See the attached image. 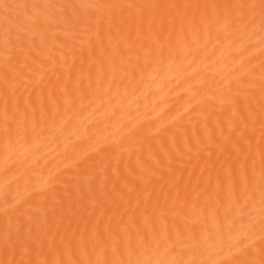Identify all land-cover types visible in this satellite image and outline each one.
I'll return each instance as SVG.
<instances>
[{
  "label": "bare ground",
  "instance_id": "obj_1",
  "mask_svg": "<svg viewBox=\"0 0 264 264\" xmlns=\"http://www.w3.org/2000/svg\"><path fill=\"white\" fill-rule=\"evenodd\" d=\"M0 264H264V0H0Z\"/></svg>",
  "mask_w": 264,
  "mask_h": 264
}]
</instances>
